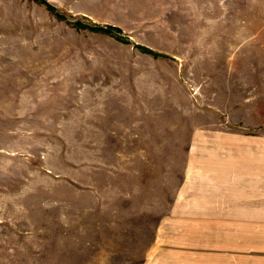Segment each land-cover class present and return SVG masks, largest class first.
<instances>
[{"label": "rangeland", "instance_id": "374dc122", "mask_svg": "<svg viewBox=\"0 0 264 264\" xmlns=\"http://www.w3.org/2000/svg\"><path fill=\"white\" fill-rule=\"evenodd\" d=\"M46 1L0 0V264H264V0Z\"/></svg>", "mask_w": 264, "mask_h": 264}, {"label": "trees", "instance_id": "16d2710c", "mask_svg": "<svg viewBox=\"0 0 264 264\" xmlns=\"http://www.w3.org/2000/svg\"><path fill=\"white\" fill-rule=\"evenodd\" d=\"M38 2L42 5H44L48 9V11H50L52 14L56 15L59 19H65L63 16H61L60 14L57 13L56 9L48 1L38 0ZM75 25L77 28L89 29L90 31H93L96 33L110 34L113 32L114 33L121 32L120 28L113 27V26H108V27H100L98 25L87 26V25H83V24L78 23V22H76Z\"/></svg>", "mask_w": 264, "mask_h": 264}]
</instances>
